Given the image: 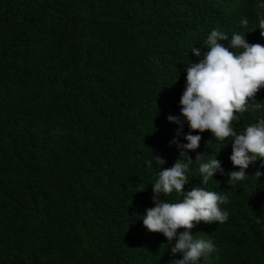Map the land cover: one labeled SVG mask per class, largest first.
<instances>
[{
  "label": "trees",
  "instance_id": "16d2710c",
  "mask_svg": "<svg viewBox=\"0 0 264 264\" xmlns=\"http://www.w3.org/2000/svg\"><path fill=\"white\" fill-rule=\"evenodd\" d=\"M264 0H0V264H172L176 240L143 225L155 207L160 166L186 144L180 116L191 51L212 30L264 45ZM247 19V26L241 24ZM233 51H242L235 49ZM260 107L234 122L238 134L264 119ZM183 119V117H181ZM201 135L184 190L223 193L224 223L200 222L196 238L217 251L198 264H264V161L230 186L231 138ZM202 162L224 174L202 184ZM152 161L149 167L148 161ZM262 173L259 180L256 171ZM165 202H180L175 193ZM179 229L178 232H183Z\"/></svg>",
  "mask_w": 264,
  "mask_h": 264
},
{
  "label": "clouds",
  "instance_id": "9594fccd",
  "mask_svg": "<svg viewBox=\"0 0 264 264\" xmlns=\"http://www.w3.org/2000/svg\"><path fill=\"white\" fill-rule=\"evenodd\" d=\"M257 6L264 10V3ZM241 24L247 26V19H242ZM259 29L261 37H264V12L260 15ZM225 40L229 37L224 32L212 30L205 41L207 51L192 48L191 51L199 59L186 68L180 116L167 117L170 123L179 125L177 137L185 122L190 129L184 137L186 144H180L175 139L170 142L176 144L179 157L186 159L178 158L172 167L163 168L166 161L153 155L155 164L161 169L152 186L155 207L147 209L142 220L150 233H162L169 242L176 240L171 252L174 256L182 254L183 258L174 260L172 264H198L202 257L207 258L217 251L212 240L196 238L192 229L200 222L224 223L229 218V213L220 207L230 202L227 195L202 187L184 190L190 181L186 173L193 163L187 153L197 150L202 139L201 135L192 133L210 132L220 142L231 138L230 160L240 170L228 173L227 183L230 186L246 179L245 170L250 164L264 161V119L250 124L240 134L234 128V122H238L240 116L260 107L255 97L264 88V45L250 44L241 34L231 36L230 46L221 43ZM235 49L242 51H233ZM204 157L197 154L195 161L199 162L201 183L206 185L217 173L224 174V169L215 157L202 162ZM147 163L152 166L151 160ZM261 166L264 167V164ZM261 175L259 170L254 174L258 180ZM174 191L182 196V201L165 202L161 199V194L170 196ZM179 229L184 231L178 232Z\"/></svg>",
  "mask_w": 264,
  "mask_h": 264
}]
</instances>
